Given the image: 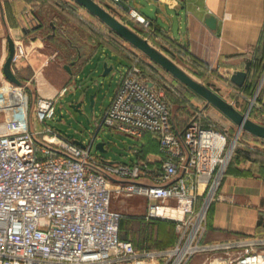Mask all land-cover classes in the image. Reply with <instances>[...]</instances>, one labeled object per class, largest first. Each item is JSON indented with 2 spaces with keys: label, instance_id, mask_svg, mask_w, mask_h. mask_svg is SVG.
Here are the masks:
<instances>
[{
  "label": "built area",
  "instance_id": "built-area-1",
  "mask_svg": "<svg viewBox=\"0 0 264 264\" xmlns=\"http://www.w3.org/2000/svg\"><path fill=\"white\" fill-rule=\"evenodd\" d=\"M64 2L78 14L74 0ZM112 2L117 13L154 34L148 17L122 0ZM27 55L23 42L17 41L13 64ZM115 73L116 92L90 139L82 135L84 145L51 125L70 85L54 97H33L30 113L22 98L21 116L0 121V264H264V237L205 242L210 204L236 202L230 194H217L235 153L228 132L203 123L200 115L178 125L171 103L148 75L159 76L160 68L147 56L134 54ZM211 76L228 93L247 97L231 76ZM19 88L26 91L24 84L13 91L19 93ZM5 96L1 90L0 99ZM102 130L136 140L153 135L159 164L151 158L131 163L101 160L94 148ZM116 192L145 196L149 219L173 221L175 245L138 249L122 239L123 215L112 206ZM199 255L202 261L194 263Z\"/></svg>",
  "mask_w": 264,
  "mask_h": 264
},
{
  "label": "crops",
  "instance_id": "crops-1",
  "mask_svg": "<svg viewBox=\"0 0 264 264\" xmlns=\"http://www.w3.org/2000/svg\"><path fill=\"white\" fill-rule=\"evenodd\" d=\"M2 2L5 14V16L2 15L0 7V69L2 72L4 73L3 67L9 56L8 36L10 35L15 42H23L28 51L26 58L13 64V69L24 83V87L29 90L30 102L32 103L33 97H54L66 83L70 85V89L74 84V89L85 88L83 98L72 102V104L81 103L80 109L84 112L86 101L90 102V92L97 85L100 89V81L95 78L101 72L103 76L104 63L108 62V65L115 68V63L111 64L107 57L118 53L104 45L83 51L82 45L78 41L76 43L70 35L72 27L57 22L59 15L53 14V10L59 8L48 0H2ZM105 2L110 8L116 6L112 0H105ZM122 2L127 8L133 7L151 20L155 31L152 35L143 25L131 19L137 27L144 30L146 37H149V41L155 47L172 58L188 73L196 75L202 81L210 80L211 88L217 83L211 74L231 76L235 71L242 70L247 71L249 77L252 65L261 51L264 37V0H122ZM141 2L149 7L152 15L144 11V5ZM208 15L216 18L214 27H210L206 22ZM73 52L76 53V58H73ZM65 57H68L66 64L71 65V71L66 68V64H64L63 72L58 71L53 64L48 66L51 59L60 60ZM96 58L97 65L94 62ZM128 62L121 61L123 65ZM89 63L94 66L85 76L84 69ZM155 84L159 89L157 83ZM3 87L5 83L0 85V92ZM260 102L264 105V93ZM74 139H76L75 134ZM102 141L105 142L104 148L107 152L110 142ZM138 141H142V146L132 147L134 156L130 154L129 159L123 162L131 163L138 159L151 158L154 164L158 165L159 161L155 159L159 151L157 139L151 134H146ZM98 151L100 153L94 152L103 161L121 162L112 157H105L102 153L106 152ZM234 162L218 192L238 195L241 202L237 204V202L214 200L210 204L207 211V231L212 229L213 233L207 236L208 232H206V236L211 242L233 241L252 233L255 236L264 234V231L260 234L257 232L258 227L259 229L263 227L260 222H262L264 211L261 207V196L264 194V159L250 160L240 156ZM204 189L203 181H201V192ZM119 197L134 198L133 201L137 203L131 205L130 209L134 213H140L139 216L144 225L155 227L158 223L156 219L148 218V199L145 196L116 192L112 202ZM236 205L243 208L252 207L256 212L254 224L247 231L237 230L226 220V215L235 213ZM173 226L175 229L174 222ZM150 238L147 235L142 243H133L138 249L146 247L147 241L151 243L149 247H155L152 249L168 248L175 245L177 233L174 240L170 239L169 242L159 245H154ZM203 257V255L197 256L194 263L201 262Z\"/></svg>",
  "mask_w": 264,
  "mask_h": 264
},
{
  "label": "rangeland",
  "instance_id": "rangeland-1",
  "mask_svg": "<svg viewBox=\"0 0 264 264\" xmlns=\"http://www.w3.org/2000/svg\"><path fill=\"white\" fill-rule=\"evenodd\" d=\"M51 2V0H48ZM101 5H103L109 12L119 18L122 22L130 26L133 30L141 34L143 37H146V33L144 30L140 29L136 26V24L131 21L128 16L122 15L117 13L114 9L110 8L109 5L106 4L104 0H97ZM144 6V11L152 15L149 12V7L144 2H141ZM54 4V3H53ZM78 14L68 15L60 9L55 8L53 10V14L58 13V21L59 23L68 24V26L72 27L71 29V37L76 40V43L82 45L83 51L87 48L97 47L101 45L99 43L98 38H96L95 32H99L101 35H105V41L110 46L117 49L119 54L110 55L108 56V60L110 63H115V68L112 72L107 76H102V72L97 75L96 79H99L100 89L97 85L90 94L97 92V96L95 98L94 109L90 108V102L86 101V105L84 107V112L77 111L76 109L71 108L72 102H76L83 98L84 89L79 87L74 89L75 86L72 85L71 91L63 98L59 100L57 117L55 118L54 122H51V125L59 129H64L68 133L75 134L76 139L82 138V132H84V139L89 140L91 137V133H94L96 130V120L99 119L105 110V108L109 105L111 96L114 92V89L117 85V78L118 75L115 74L117 70L120 73V70L124 66L121 61L123 60H130V58L139 53L140 55H145L143 52L135 48L129 42L125 41L120 36H115L110 30L109 27L100 21L96 16L90 14L84 7L80 6ZM50 11V10H49ZM58 11V12H57ZM66 28V27H65ZM68 29V28H66ZM69 29V30H70ZM147 38V37H146ZM67 44V43H66ZM108 44H104L110 48ZM261 50L259 55L263 53L264 55V41L261 45ZM112 52V51H111ZM258 55V56H259ZM146 56V55H145ZM73 58H76V53L73 52ZM124 58V59H123ZM68 57L64 59L58 60L57 58L51 59L49 61V65L56 66L58 71L63 72L65 70L64 64H66ZM95 65H97V58L94 60ZM68 65V63L66 64ZM94 65L89 63L86 65L84 69L85 76L87 73L92 69ZM103 67V63H102ZM160 67V75L159 76H151L155 83H157L159 89L162 90V93L165 97L169 100L172 106V111L174 113V117L176 122L181 126L188 124L191 120L196 119L198 115L202 116V122L206 124H212L216 128L220 130H226L229 134L228 145L235 146V153L233 154L230 162L226 168L224 176L221 178V183L219 188L221 187L226 174L229 171V168L235 162V155L239 149L243 150H250L253 151L257 157H261L260 159H264V141L257 136L246 132V131H239L238 126L231 121L226 115H224L220 110L214 107L211 104H208L207 101L196 94L192 89L185 86L183 83L178 81L174 76L164 70L161 66ZM118 73V74H119ZM193 77L198 79L199 81L210 85V80L202 81L196 75L190 73ZM96 75V74H95ZM255 84V92L252 95H247V97H243L238 93L229 92L226 87L223 85L215 84L212 85L213 89L216 90L218 93L226 94L228 100L232 102L236 108L244 113H248L249 117L261 124H264V105L260 102L261 97L264 93V62L262 69L259 73L255 74L253 79ZM5 83V87L9 86L11 89H7L3 87L2 93L6 94L5 97L0 99V121H12L17 119L21 116V113L24 108V104L22 102V98H26L28 102V113L33 111L32 103L30 102L31 96L29 94V90L26 91L22 89H18L19 93H15L13 91L14 87H17V84L12 83L7 80L4 73L0 69V85ZM68 85V83H66ZM219 85V86H218ZM211 86V85H210ZM89 94V95H90ZM90 101V99H89ZM61 117V118H60ZM102 140H106L110 142L108 151L106 153H102L105 157L110 158L112 157L114 160L117 161H125L129 159V155H133L131 148L138 146H142V141H138L132 137L124 136L118 133H111L107 130H102L97 142ZM94 151L99 152L96 148ZM100 153V152H99ZM219 190V189H218ZM218 195H227L221 194L220 192L217 193ZM232 197L236 199L237 204L241 202V198L238 195L230 194ZM134 198H125L119 197L115 198L112 202L113 208L122 213V222L125 221L126 225L124 226L123 230L121 229L120 234L122 237L131 240L134 243L140 244L144 241L145 237L148 235L151 237L150 240L153 242L154 245H159L165 242H169L170 239L174 240L176 233L173 226V222L169 219H156L158 223L153 226H146L141 222V217L139 216L140 213H134L130 208L131 205L137 203L133 201ZM237 209L234 214L230 213L226 215V220L230 225L237 228V230L247 231L249 227H252L255 220L256 212L251 207L243 208L240 205H236ZM261 207L264 210V194L261 196ZM262 224L264 227V211L262 212ZM229 216V217H228ZM229 218V219H228ZM224 219V218H223ZM226 222V221H225ZM162 227L163 229H161ZM262 227V228H263ZM213 230L208 229L207 236H209ZM222 231V229H221ZM254 231V230H253ZM252 231V232H253ZM124 235V236H123ZM206 236V241L211 242ZM255 236L253 233L247 237ZM259 237H264L260 235ZM239 239V237H238ZM205 241V242H206ZM150 242L147 241L146 247L148 248H155L149 247Z\"/></svg>",
  "mask_w": 264,
  "mask_h": 264
},
{
  "label": "water",
  "instance_id": "water-1",
  "mask_svg": "<svg viewBox=\"0 0 264 264\" xmlns=\"http://www.w3.org/2000/svg\"><path fill=\"white\" fill-rule=\"evenodd\" d=\"M80 6L84 7L90 14L96 16L100 21L106 24L117 35L129 42L135 48L143 52L149 59L161 66L164 70L174 76L178 81L183 83L188 88L192 89L196 94L204 98L208 104L213 105L226 115L231 121H233L239 128V131L249 132L258 138L264 139V124H261L251 119L248 113H244L235 107L226 98L220 95L216 90L209 85L199 81L188 73L182 66L176 63L172 58L166 55L163 51L155 47L146 37L133 30L130 26L122 22L119 18L109 12L103 5L97 0H74ZM0 7L2 15L4 14L3 2L0 0ZM206 22L210 27H214L216 18L213 15L206 17ZM9 56L4 64L3 71L6 78L17 85H23L24 83L17 77L13 69V56L16 49V42L9 35ZM66 68L71 71V65H66ZM113 70L112 65H108V62L104 63L103 76L109 75ZM248 77L247 71L237 70L231 75V80L239 87H243ZM96 92L90 95V108L93 110ZM71 107L77 111L82 112L80 109L81 103L72 104ZM61 118V117H60ZM59 129V128H58ZM62 133L74 138L73 133H68L64 129H59ZM79 144L84 145L81 140H76ZM105 142L100 141L96 143V149L101 152H106L104 148Z\"/></svg>",
  "mask_w": 264,
  "mask_h": 264
},
{
  "label": "trees",
  "instance_id": "trees-1",
  "mask_svg": "<svg viewBox=\"0 0 264 264\" xmlns=\"http://www.w3.org/2000/svg\"><path fill=\"white\" fill-rule=\"evenodd\" d=\"M105 1V0H104ZM52 3H54L62 12L68 14V15H74V12L72 9H76V7H72L70 8V6H66L64 0H51ZM77 3V2H76ZM78 7H80V5L77 3ZM81 8V7H80ZM109 30L115 34V36H119L117 35L112 29L109 28ZM96 38H98L99 43L101 45L104 44H108L106 43L107 41H105V35H101L99 32H95ZM263 41H264V37H263ZM262 41V42H263ZM109 45V44H108ZM110 46V45H109ZM110 49L114 50L117 52V49L110 46ZM262 51V50H261ZM118 53V52H117ZM119 54V53H118ZM121 55V54H120ZM122 56V55H121ZM123 57V56H122ZM130 61V60H127ZM263 62H264V55L263 53L261 55L258 56V58L256 59V61L254 62V64L252 65V68L250 70L249 73V77L246 81V84L242 87L244 92L249 96L252 95L255 92V84H254V77L255 74L259 73V71L262 69L263 66ZM155 63V62H154ZM156 64V63H155ZM157 65V64H156ZM159 67V65H157ZM148 75L150 76H154V73H148ZM210 86V85H209ZM262 141H264V139H261ZM240 156H243L247 159L250 160H259L261 157H257L258 155H256L253 151L250 150H243V149H239L235 155V158H239ZM260 224H262V222H260ZM126 225L125 221L120 223V231L121 229L123 230L124 226ZM262 231H264V227L260 228L258 227L257 232L260 234ZM121 235V234H120ZM124 236V235H123ZM256 236H259L258 234H256ZM122 239H124V237L121 236Z\"/></svg>",
  "mask_w": 264,
  "mask_h": 264
},
{
  "label": "bare ground",
  "instance_id": "bare-ground-1",
  "mask_svg": "<svg viewBox=\"0 0 264 264\" xmlns=\"http://www.w3.org/2000/svg\"><path fill=\"white\" fill-rule=\"evenodd\" d=\"M175 216H181V213L180 212H178V211H174V213H173Z\"/></svg>",
  "mask_w": 264,
  "mask_h": 264
}]
</instances>
